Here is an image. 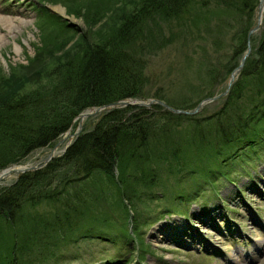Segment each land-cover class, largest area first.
Here are the masks:
<instances>
[{
    "label": "trees",
    "instance_id": "16d2710c",
    "mask_svg": "<svg viewBox=\"0 0 264 264\" xmlns=\"http://www.w3.org/2000/svg\"><path fill=\"white\" fill-rule=\"evenodd\" d=\"M209 1L139 0L122 14L120 24L108 38L92 41L76 57L55 64L38 87L16 90L10 95L1 93L0 169L23 161L38 148L52 146L77 114L88 107L147 96V72L142 58L131 50L132 42L141 36L149 38L144 31L147 21L157 24L159 16L186 17L193 4L203 6ZM215 1L231 14L225 33H231L229 59L226 55L224 60L219 58L207 67L203 86H195L181 99L154 94L176 107L193 108L198 100L212 95L214 87L225 78L219 66L225 67L228 62L226 70L230 73L247 48V32L259 0ZM47 14L63 25L61 16L50 11ZM222 29L218 31H225ZM259 34L252 36V51L222 106L213 114L177 115L161 110L159 103L151 108H113L99 114L47 165L23 173L9 185H0V237H7L0 244V264H30L21 256H25L27 247L38 245L43 234L57 233L70 242L77 238H103L122 245L128 239L131 242L127 202L134 209L139 229L148 217L141 223L140 212L132 204L137 192L134 182H147L149 176H157L155 168L165 167L175 179V186L163 183L168 203L161 213L167 214L185 213L187 206L183 204L199 197L200 192L211 191L209 186L215 188L221 179L234 181L233 172L250 175V166L255 169L263 159L258 147L264 144V28ZM161 113L166 114L161 117ZM167 114L191 120L181 130H175ZM161 160L163 166L147 170L150 162ZM116 169L122 185L118 200L110 195L109 213L99 202L107 196L108 181L102 186L104 177H113ZM42 204H46L45 212L25 215L27 207ZM115 209H120L121 221L112 216ZM51 238L50 249L57 248L58 238ZM118 258L119 255L109 256L110 260Z\"/></svg>",
    "mask_w": 264,
    "mask_h": 264
},
{
    "label": "rangeland",
    "instance_id": "374dc122",
    "mask_svg": "<svg viewBox=\"0 0 264 264\" xmlns=\"http://www.w3.org/2000/svg\"><path fill=\"white\" fill-rule=\"evenodd\" d=\"M138 1L0 0V18H14L17 24L7 26L0 20V94L10 95L16 90L38 87L55 64L76 57L92 41L108 38L120 24L122 14ZM59 6L64 7L65 11L61 13ZM226 10L228 8L223 9L221 3L210 0L203 6L193 4L186 17L166 19L159 16L157 24L147 21L144 31L149 38H136L130 46L142 58L147 72V98H157L154 94L158 93L170 100L181 99L186 92L192 93L195 86H203L207 67L219 58L224 60L226 55L229 59L227 47L231 33H225L229 30L227 22L231 14ZM47 11L61 16L65 27L63 22L61 25L53 21ZM256 16L257 11L255 19ZM263 28L264 19L253 35H260ZM219 29L225 31L219 32ZM149 32L152 33L151 37ZM215 38H219L216 43L213 42ZM226 66H219L225 78L214 87L212 95L225 90V79L229 77ZM225 98L226 95L222 94L206 103L196 114L189 115L213 114L222 106ZM99 114L88 116L84 124L91 125ZM163 114L166 113L159 115L162 117ZM165 116L173 120L175 130H181L191 120L185 116ZM71 138L66 137L55 154H60ZM168 140L171 142L172 134ZM258 148L262 150L263 159L255 170L250 166V176L233 172L234 181L221 179L215 188L209 186L211 191L200 192L196 199L184 202L186 204L183 206H187L185 213H161L168 203L163 195V183L169 187L175 186L174 177L168 174L165 167L155 168L159 173L153 178L149 176L147 182H134L137 192L132 196V204L135 203L140 212L141 223L142 219L148 218L137 229L136 214L126 200L129 211L127 228L132 233V240L124 242V246L121 242L117 244L103 238H77L76 242L73 239L70 242L67 237L61 239L62 236H57V233H50L51 236L43 234L38 245L34 243L27 247L25 256L21 258H27L30 264H226L225 256L235 253L237 249H245L252 251V258L248 256L245 264H264V246L262 249L254 247L255 243L264 239V144ZM51 150V146L38 148L21 164L39 162ZM153 166H163L162 160L150 162L147 170ZM114 173L113 177H104L102 186L108 181V199L103 195L105 198L99 202L109 213L110 195L118 200L122 185L118 180V169ZM16 176L2 184H11ZM185 182L189 183V180ZM45 206H30L24 213L31 217V213L45 212ZM113 212L115 216H112L121 221L120 209ZM160 214L163 215L160 217ZM137 230L140 234H137ZM51 237L58 238L57 248L50 249ZM5 238L1 235L0 244ZM111 255H119V258L110 260Z\"/></svg>",
    "mask_w": 264,
    "mask_h": 264
},
{
    "label": "water",
    "instance_id": "95a60500",
    "mask_svg": "<svg viewBox=\"0 0 264 264\" xmlns=\"http://www.w3.org/2000/svg\"><path fill=\"white\" fill-rule=\"evenodd\" d=\"M261 1L262 0H260L259 4L257 6L258 14L260 13L259 9H260V5H261ZM261 25H262V22L261 21H258L256 19V21L253 24V26L249 29V31H248V48L243 53L244 55H243L240 63L238 64V66L233 70V72L229 76V78L227 80V82H228V88L225 91H223L221 94H218V95H215V96H210V97H207V98L203 99L202 101H200L196 105V107L194 109H190V110L183 109V108H177V107L171 106L168 103H166L165 101L160 100V99H157V98H141V99H138V98H132V97L131 98H127V99L117 100V101L111 102V103L106 104V105H103V106L93 107V109L91 111L81 112L78 115V118H79V127H78V129L74 133H70V131H68L65 134V136H63L61 139H59L55 143V145L53 146L50 154H48L41 161L36 162V163H34L32 165H24V167L22 169H19L17 171L18 176H20L22 173H24L26 171L35 170V169L41 168L44 165H46L55 156L56 149L59 147V145L63 142V140L66 137L74 136V135L78 134L82 130V128H83V119L86 116L92 115V114H94V113H96L98 111H102V110H106V109H111V108L119 107V106H126V105H130V104L149 106L153 102H158V103L162 104L164 106V108H167V109H169V110H171V111H173L175 113L193 114V113L198 112L203 107V105H205L207 102L213 101L218 96L227 93V91L229 89V86L232 84V82L234 81V79L236 77L235 74L238 73L243 68L244 61H245L248 53L251 51V48L252 47H251V43H250V38H251L253 32L255 30H257L258 28H260ZM4 178H6L4 175L0 176V181H2Z\"/></svg>",
    "mask_w": 264,
    "mask_h": 264
},
{
    "label": "bare ground",
    "instance_id": "6f19581e",
    "mask_svg": "<svg viewBox=\"0 0 264 264\" xmlns=\"http://www.w3.org/2000/svg\"><path fill=\"white\" fill-rule=\"evenodd\" d=\"M58 10H60L61 12L65 11L64 7H58ZM260 13L257 15V20L263 22L264 19V0L261 1V5H260V9H259ZM0 20H2V22L6 23L7 26L10 24L11 26H15L16 21L14 18H10V17H2L0 18ZM21 22H25V21H21ZM10 27V26H9ZM24 167L23 165H14L11 166L3 171H0V176L4 175L7 179L13 178L15 177V175L17 174V171L19 169H22ZM75 229H71L70 232H72L73 234H75L74 232ZM264 246V239L261 240V242L255 243L254 247L257 249H262ZM252 253V251H246L245 249L243 250H239L237 249L235 251V253H230L229 255L225 256V262L226 264H245L247 263V257L249 256L250 258H252V256H250Z\"/></svg>",
    "mask_w": 264,
    "mask_h": 264
}]
</instances>
